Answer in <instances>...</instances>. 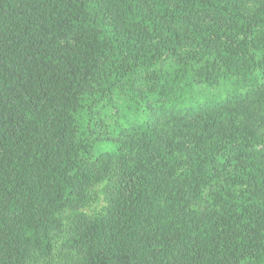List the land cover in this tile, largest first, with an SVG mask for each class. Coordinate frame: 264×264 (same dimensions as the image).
I'll return each instance as SVG.
<instances>
[{
	"label": "trees",
	"instance_id": "trees-1",
	"mask_svg": "<svg viewBox=\"0 0 264 264\" xmlns=\"http://www.w3.org/2000/svg\"><path fill=\"white\" fill-rule=\"evenodd\" d=\"M251 99L264 0H0V264H264Z\"/></svg>",
	"mask_w": 264,
	"mask_h": 264
},
{
	"label": "rangeland",
	"instance_id": "rangeland-1",
	"mask_svg": "<svg viewBox=\"0 0 264 264\" xmlns=\"http://www.w3.org/2000/svg\"><path fill=\"white\" fill-rule=\"evenodd\" d=\"M231 110L236 112V116L232 118L235 125L244 126L253 124L257 130L264 134V101L251 99L242 103H236L231 106ZM163 122H170L173 129H178L187 134L200 131L202 129V122L198 118L187 120L184 118L164 119ZM98 196H96L97 198ZM91 198L86 206L87 212H92L94 209L99 210L100 200Z\"/></svg>",
	"mask_w": 264,
	"mask_h": 264
}]
</instances>
